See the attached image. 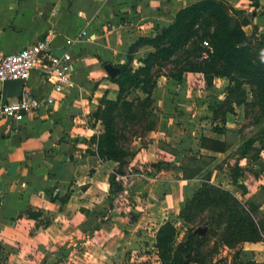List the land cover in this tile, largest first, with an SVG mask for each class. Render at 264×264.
<instances>
[{
    "label": "crops",
    "instance_id": "0c3cea01",
    "mask_svg": "<svg viewBox=\"0 0 264 264\" xmlns=\"http://www.w3.org/2000/svg\"><path fill=\"white\" fill-rule=\"evenodd\" d=\"M195 1L198 0H0V54L17 52L48 36L51 51L61 54L67 48L66 39L75 38L68 47L75 64L73 87L64 95H58L59 101L55 105L42 108L20 122L0 118V246L3 250L0 257L5 258L4 264H78L75 259H70L74 253L70 246L75 243L84 245L93 240L94 235L103 232L101 227L89 233L83 225L87 219L83 209L88 210L102 197L99 195V186L102 185V189H105L103 191H108V175L116 167L115 162L101 161L86 152L88 149L94 150V145L90 142L91 136L103 130L100 121L90 120L89 124L86 113L88 110L95 111L103 96L115 99L117 95V86L110 80L101 61L113 66L126 63L131 44L139 37H153L158 24H169L180 8ZM226 1L232 7L251 14L249 25L244 27L248 35L253 32L264 34V14H252L254 7L251 0ZM259 2L264 6V0ZM81 31H85L86 35L76 39ZM153 50L148 45L139 47L133 55V67L139 66L140 60ZM162 78L166 81L165 85L172 81L178 88L186 83L188 86L185 97L180 95L171 99L169 97L173 96L165 93L162 99L157 100L156 105L162 116L166 114L170 119L177 117L180 111H186L180 102L188 103L193 98L189 113L198 117L202 114L211 119L212 111L208 106L210 97L206 98L208 92L203 96H194L191 86L196 82L198 92L210 90L204 86V79L200 74L184 73L180 81L168 76ZM222 81L226 88L228 81L222 78L215 79L216 87ZM24 87L36 96L44 97L51 93L50 84L44 81L37 70L31 72ZM168 88L166 86L165 90ZM174 90H178L177 87ZM196 97L202 98L204 102H198ZM4 100L0 82V103ZM168 100L174 101L173 104L169 105ZM232 116H227L225 127L236 131L235 121L229 119ZM152 134L155 137L146 146L139 145L140 149L135 156L141 154L145 161L151 159V162H158L155 156L166 155L176 165L170 169H162L153 176L141 175L144 182L147 180V187L143 194H139L142 197L141 204L134 205L138 210L136 213L131 212L136 216L139 212H144L148 217L146 221L154 227L152 248L156 261L153 264H158L154 247L158 227L167 220L176 219L187 199L206 178L235 192L243 201L254 197L259 204V214L264 216L263 150L255 161L245 158L239 160L241 166L248 168L243 176L247 192L242 193L231 184L227 167V164L235 161L237 145L225 152H210L199 145L198 140L202 135L223 140V134L211 129L207 133L203 130L194 135L193 151L195 148L199 151L196 156L211 155L214 156V161L191 179H184L179 168L183 156H187L189 151H183L179 145L172 144L180 151L178 155H172L161 149L159 144L164 138L160 132L152 131ZM73 137L76 139L71 140ZM89 160L102 164L113 163V166H108L109 171L100 179L98 166L95 176L83 173ZM252 169L257 171L256 177L251 173ZM168 171L173 177L166 174L163 178L162 174ZM151 183H157V190L150 186ZM67 191L70 192V198L65 205L61 206L59 201H51V192L52 196L57 193L63 196ZM28 208L41 211L42 215L37 219L29 218L26 214ZM47 220H50L48 224L45 223ZM135 222L128 219L127 225ZM120 231L116 233L117 240L114 235L109 239L105 237L100 247L97 246L101 248L100 257L106 261L116 257L120 247L125 243L130 244L133 234L136 235L129 228ZM127 235L129 239L125 241ZM223 248L228 250L226 246ZM65 250L68 260L61 254ZM236 250H240L239 255L243 260L264 263V243L261 241L242 242ZM125 254L124 261H132L134 255L131 252ZM78 256L81 258L82 253ZM140 258L144 259L142 255ZM212 259L216 261V257ZM135 261L141 262L138 258ZM229 261L232 262V255L228 256ZM100 263L107 264L103 260Z\"/></svg>",
    "mask_w": 264,
    "mask_h": 264
},
{
    "label": "trees",
    "instance_id": "16d2710c",
    "mask_svg": "<svg viewBox=\"0 0 264 264\" xmlns=\"http://www.w3.org/2000/svg\"><path fill=\"white\" fill-rule=\"evenodd\" d=\"M251 5L254 7L252 14H264V6H261L259 0H251ZM250 16L244 10L232 7L226 0H198L180 8L169 24H158L153 37H139L129 46L126 63L118 66L120 72L115 78H110L117 86L115 99L103 96L90 117L93 121H100L103 130L91 136L90 142L94 145V150L88 149L87 154L101 161L116 163V167L108 175L109 208H113V196L126 190L122 178L127 176L126 168L135 154L126 144L127 129L130 128L122 126L120 122L127 118L131 121L129 124L135 120L143 121L148 125L147 131L153 130L156 115L151 95L158 78L166 75L180 81L187 72L200 74L208 88L213 87L216 78L228 81L223 100L217 101L214 107L210 103L208 105L212 111V130L223 134L224 139L217 140L202 135L198 141L202 149L210 152H225L237 145L234 163L227 164L228 175L237 190L247 192L243 176L248 168L241 166L239 160L245 158L255 161L260 152L264 151V144L261 142L259 147H255L253 139L241 143L237 132L226 128L225 123L227 116L235 114L236 106L254 105L264 113V34L253 32L248 35L245 32L244 27L249 25ZM204 40L211 45L212 53L206 59H201ZM145 45L154 50L140 60L139 66L133 67L134 53ZM104 64L101 61V65ZM164 67H169L167 74L161 72ZM246 85L252 95L251 101L247 100ZM131 90L137 94L133 99H128ZM159 145L172 155L180 153L168 143ZM252 150L254 152L250 155ZM188 151L179 166L184 179L193 178L214 161V156H196L190 149ZM150 166L152 170L144 175L153 176L162 169L176 165L158 161L152 162ZM250 171L255 177L258 175L255 169ZM49 195L51 201H59L61 206L70 198V193L52 196L51 192ZM258 206L254 197L243 201L235 192L206 178L187 199L175 221L167 220L158 227L154 242L158 264H219L221 259H212L218 245L234 248L242 242L264 243V222L259 219H264V216L259 214ZM83 211L87 214L83 225L91 231L98 230L109 221V218H105L104 211ZM204 213L206 218H202ZM26 214L29 218L37 219L42 212L28 208ZM136 219V214L131 213L130 221L134 222ZM179 219L184 224L192 225L186 229L182 240H177ZM49 221L45 223L48 224ZM196 223L202 224L199 230L193 226ZM90 230L87 231L90 233ZM211 236L217 237L213 241V248L209 253L202 254L201 249ZM0 253H3L1 246ZM239 254L240 250L234 251L233 264H264L255 260H243ZM4 260L5 258L0 257V264Z\"/></svg>",
    "mask_w": 264,
    "mask_h": 264
},
{
    "label": "rangeland",
    "instance_id": "374dc122",
    "mask_svg": "<svg viewBox=\"0 0 264 264\" xmlns=\"http://www.w3.org/2000/svg\"><path fill=\"white\" fill-rule=\"evenodd\" d=\"M169 70V67H164L161 72L162 74H167ZM166 76V75H162ZM160 76L157 81V86L155 89L152 91V99H153V109H154V114L156 115V121H155V126L153 127V130L147 131L146 130V123L143 121H132L131 124H129L131 121L129 118L125 119L124 122H120L122 126H127L130 129H127V137L128 140L126 142L127 146H129L134 153L136 154V151H138L139 145L146 146V144L151 140L153 137H155L154 134H152V131H159L161 136L164 138L161 144L165 143L168 141L170 145H179L178 147L181 148L183 151H188L189 149L194 153L195 155L198 154V150L193 151V143L195 140L194 135H198L202 133L204 130L206 133L209 132V130L212 129L213 123L211 124L212 120L210 118L205 117L204 115L200 114L199 117L198 115L192 116V113H189V110L191 108L190 102L193 100V98L190 100V102H180L182 108L186 110L185 112L180 111V114L177 115V117L170 119V117L161 115V111L159 112V106L157 104L158 99H162L165 93L168 95H172L173 97H169L171 99H175V96H180L182 97L186 95V92L188 91V86L187 83L182 87L180 86L178 88L177 85H175L174 82L171 81V83L166 84L164 79ZM219 80V79H218ZM220 82V81H217ZM222 83V85H220ZM221 83H217V86L213 85L212 88L208 91H200L198 92V83L194 82L193 85V91H194V96L195 95H206L209 98L210 97V104L214 107L216 102L219 100H223L224 95H225V88L223 87V81ZM159 84V86H158ZM204 86L206 87V83H203ZM166 86H169L168 89L165 90ZM178 90H174L176 88ZM208 88V87H207ZM246 90L248 92L247 100L251 101L252 100V95L249 89V86L246 85ZM205 91V93H204ZM178 92H180L178 94ZM136 91L131 90L128 94V99H133L136 96ZM198 102L203 103V99L200 97H196ZM195 99V98H194ZM200 100V101H199ZM196 101V102H197ZM207 101V99H206ZM174 101H167L169 105ZM173 104V103H172ZM177 108V107H176ZM94 111L88 110L86 113V117H88L89 124H91V116ZM229 119L235 121V127L236 132L238 134V138L240 139V142H244L245 140L253 139V146L259 147L262 144H264V113L261 112L260 108L257 106H236L235 107V114L232 117H229ZM134 130V131H133ZM142 132V133H141ZM140 136V137H139ZM76 137H73L74 140ZM178 139V140H176ZM178 141V142H176ZM78 142V139H77ZM237 148V147H236ZM151 150V149H150ZM152 151V150H151ZM253 150L250 152V155L253 154ZM182 153V152H181ZM134 156L130 159L132 164H129V167L127 169V176L122 178L124 181V187L125 191L116 194L113 196V208L108 207V200H107V192L103 191L105 189H102V185L99 186L100 190V197L99 201L97 203H93L89 207V212H100L104 211L105 218H109V221L107 223H104L101 227L103 229V235L102 233H99V235H94L95 238L93 240H89L87 243L84 245L75 243L71 247H73L74 253L70 256V259H75L78 264H102L100 263L101 260L107 262V264H153L155 262V252L152 248L153 243V237H152V231L154 229L153 225L151 226L146 220L148 219L147 214L144 212H139L137 215V220L134 224L127 225L128 219H130V214L131 212L136 213V210L138 208H135L136 205L141 204V195L140 193L143 194V190L147 187V180L145 182L143 181V178L141 175L145 174L146 172H150L152 170L150 164L151 159L145 161V159L142 157L141 154ZM161 158H160V157ZM172 158L166 155H158L155 156L156 161H163V162H172ZM181 162V161H180ZM175 164V163H174ZM99 169V173L98 170ZM108 166H113V163H108L104 164L102 163H96L94 160H89L87 162V167L86 169H83V173H87L88 175H93L95 174L98 175V178H103L104 174L109 171L110 168ZM149 169V170H147ZM170 169V168H169ZM172 176L171 173L168 171L167 173L162 174V177L164 176ZM157 183H151L150 186H154V189L157 190L156 186ZM226 184V183H225ZM149 185V183H148ZM105 194L103 195V193ZM66 193H70L67 191ZM65 193V194H66ZM138 195L140 197H138ZM135 205V206H134ZM172 217V216H171ZM202 218H206L205 213L203 214ZM175 219V218H174ZM173 219V220H174ZM261 221H264L263 217H259ZM175 221V220H174ZM177 230H178V235H177V240H182L185 236L186 229L188 227H191L192 225L184 224L180 219L177 221ZM196 229H200L202 227V224L196 223V225H193ZM126 229L129 228L130 232L135 233L136 235L133 234V238L130 239L132 242L130 244H123L122 247H120L119 254L116 257H113V259H109L106 261L103 257H100L101 255V248H97V246L100 245V243L105 240V237L109 239L111 236L115 237L114 239L117 240V232H121L120 229ZM87 230L89 231L90 228L87 227ZM90 233L92 231L90 230ZM217 237L211 236L206 242V244L202 247L201 252L202 254L209 253L212 248H213V241ZM129 239V235H127L126 240ZM239 246V244L234 247V248H228L225 249L223 248L224 246H219L217 248V251L213 252L212 257H216V260L221 259L219 264H233V262H228V256L233 255L234 250ZM100 247V246H99ZM220 247H222L220 249ZM227 247V246H226ZM129 250V251H128ZM126 252V254L132 253L134 255L132 261L128 260V262L124 261L123 256ZM79 253H82V257L79 258ZM63 257L66 258L67 260L69 259L67 250H65L63 253ZM125 254V255H126ZM142 255V258H140ZM136 258L140 259L141 262L137 263L135 260ZM145 260V261H143ZM72 263V262H70ZM49 264H51L49 262Z\"/></svg>",
    "mask_w": 264,
    "mask_h": 264
},
{
    "label": "built area",
    "instance_id": "2783aa9c",
    "mask_svg": "<svg viewBox=\"0 0 264 264\" xmlns=\"http://www.w3.org/2000/svg\"><path fill=\"white\" fill-rule=\"evenodd\" d=\"M81 31L78 37L85 36ZM75 38L66 39L67 48L61 54H54L50 49V38L45 37L29 44L11 54H0V82L6 80H24L25 83L33 70L51 86V93L41 97L32 94L23 87L19 97L4 100L0 103V118L20 122L42 108L58 103L57 96H62L73 87L72 74L75 70L73 56L68 47ZM201 59H206L212 53L208 41L202 42ZM84 116V113H83Z\"/></svg>",
    "mask_w": 264,
    "mask_h": 264
},
{
    "label": "water",
    "instance_id": "95a60500",
    "mask_svg": "<svg viewBox=\"0 0 264 264\" xmlns=\"http://www.w3.org/2000/svg\"><path fill=\"white\" fill-rule=\"evenodd\" d=\"M160 31L161 29H159V32ZM103 68L111 79L115 78L120 72V68L118 66H113L111 63H105ZM24 85V80H6L1 82L2 98L8 100L19 97L22 94Z\"/></svg>",
    "mask_w": 264,
    "mask_h": 264
}]
</instances>
